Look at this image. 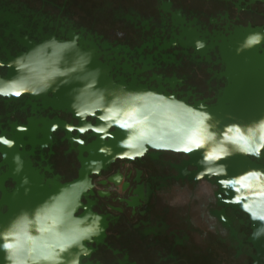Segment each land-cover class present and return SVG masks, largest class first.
Listing matches in <instances>:
<instances>
[{
	"label": "flooded vegetation",
	"instance_id": "1",
	"mask_svg": "<svg viewBox=\"0 0 264 264\" xmlns=\"http://www.w3.org/2000/svg\"><path fill=\"white\" fill-rule=\"evenodd\" d=\"M241 26L264 27V0H0V60H10L50 35L67 39L71 32H80L81 41L92 44L100 54L98 60L110 66L113 79L129 82L134 78L148 88L161 86L191 102L213 103L224 81L219 78L222 66L217 52L209 48L222 44V37ZM118 30L125 32L124 38L115 36ZM195 39H206L208 47L196 52ZM0 75L10 78L14 71L0 69ZM55 94L0 100V133L18 145L31 139L48 143L49 148L42 150L38 145L25 159L45 182L63 184L79 178L81 169L80 147L71 140L78 134L66 133L63 125L79 122ZM53 123L59 124L60 130L49 140ZM16 124H27L29 131L16 132ZM85 139L86 146L94 141L91 133ZM17 148L20 153L31 151L28 145ZM17 148L0 151L11 155ZM184 167L196 170L181 157L150 152L130 169H124L121 161L105 169V177L123 171L131 188L122 201L116 193L104 197L93 192L86 197L85 203L103 214L107 224L103 241L92 245L96 249L92 263L253 264L254 251L247 243L250 224L241 211L220 203L212 206L214 215L228 217L230 236L225 240L209 234L197 242L200 229L188 223L189 209H171L157 195L177 180L192 186V176L179 173ZM8 170L0 160V183ZM2 187L12 193L15 182L5 180ZM1 212L5 214L7 209Z\"/></svg>",
	"mask_w": 264,
	"mask_h": 264
},
{
	"label": "clouds",
	"instance_id": "2",
	"mask_svg": "<svg viewBox=\"0 0 264 264\" xmlns=\"http://www.w3.org/2000/svg\"><path fill=\"white\" fill-rule=\"evenodd\" d=\"M247 23H252L251 18ZM115 36L122 39L125 32L118 30ZM81 37L80 32H71L67 39L50 35L12 59L0 60V69L14 71L10 78L0 75V100L40 97L77 85L68 96L73 119L79 123L65 122L63 131L77 133L71 140L79 147L88 144L85 137L89 133L95 134L102 142L97 153L104 157L86 160L82 177L59 183L43 201L21 208L6 223H0L2 264H92L96 251L92 245L105 238L107 224L103 214L85 203L86 197L93 192L104 197L116 193L117 200H124L131 188L128 175L116 171L105 177L102 173L117 161L130 169L150 152L170 153L184 161L198 156L197 170L184 167L179 172L184 177L192 176V186L177 180L157 193L169 208L189 209L192 214L188 223L200 229L197 242L206 240L209 234L229 238L228 217L214 215L211 210L218 203L239 206L252 225L249 237L253 241L264 238V167L229 172V161L236 157L253 164L264 163V114L244 120L226 113L225 120L212 113L207 103L191 102L175 92L130 88L116 80L101 85L102 68L91 67L95 50L81 47ZM24 39L32 43L28 36ZM176 44L174 41L173 47ZM207 47L206 39L194 40L196 52ZM257 49L264 50V27L248 31L236 42L235 53ZM15 130L27 133L29 128L27 124H16ZM59 130V124H51L49 140ZM109 141H115L119 151ZM49 146L40 145L42 150ZM17 147L21 149L24 144L18 145L15 139L0 133V149L11 151ZM8 151H0V160L8 159ZM11 160L12 175L21 176L24 158L17 151ZM31 183L28 175L21 176L13 196L21 188L25 196L29 195Z\"/></svg>",
	"mask_w": 264,
	"mask_h": 264
},
{
	"label": "water",
	"instance_id": "3",
	"mask_svg": "<svg viewBox=\"0 0 264 264\" xmlns=\"http://www.w3.org/2000/svg\"><path fill=\"white\" fill-rule=\"evenodd\" d=\"M252 30L253 29L251 27H248L247 29L237 28L233 32L229 33L228 37L221 38L222 44L209 48L212 52L216 51V55L220 59L219 63L222 66V72L220 73L219 78L224 81V87L220 89L215 95L213 98V103H210V100L199 101L207 103L210 106L209 110L219 118L226 120V113H231L244 120H249L264 114V50L257 49L246 52L242 55H236L235 53L236 42L242 40L247 32ZM87 46H90L89 48L95 50L91 67L94 68L98 66L103 70V75L100 80L101 85L108 84L111 80H116L121 83L125 82L129 84L130 88H148L146 85L139 84L134 78L129 82L126 79L120 77L113 79L110 75V66L108 67L105 64H102L98 60L100 56V54L97 53L98 50L93 47L92 44L81 41V47L87 48ZM75 86L77 85L62 87L60 94H55V97H59L62 104L67 105V112L70 114H72L69 108L71 101L68 93L71 88ZM155 89L166 92V90L161 86ZM199 101L192 100V102ZM91 137L94 138V141L90 145L79 148V161L81 164L79 176L81 177L84 175V164L86 160L104 159V157L97 153V149L101 146L102 142L98 137L95 136V134L91 133ZM117 138H120L119 132H117ZM108 143H110L116 151H119V149L116 148L115 141H109ZM23 144L31 147V151L29 153H20L25 160V168L24 172L21 173V176L25 174L29 176L32 182L31 192L29 195L25 196L24 190L21 188L19 193L14 197L13 193H7L3 189L2 184L5 180L12 179L15 182V187H19L21 180V176L12 175L13 164L11 157L13 154L10 155L8 153V159L4 162L9 166V170L4 175L0 183V190L2 192V198L0 200V223H6L8 219L17 213L21 208H31L37 203L43 201L49 193L55 191L59 186V183L56 181L45 182L43 177L40 176L39 172L32 167L31 162L25 159L26 156L32 155L34 153L35 148L38 145H41V142L31 139L30 141ZM17 151L18 148L15 150V152ZM84 154H86V157H84ZM197 158L198 156L194 155L192 159L188 161V164L195 169ZM229 163L230 174H235L237 171L247 167H264V163L262 162H256L253 164L251 161L242 157H236L229 161ZM110 165L111 164H109L106 168H108ZM223 206L226 208L239 210V206L236 205ZM2 208L7 209L5 214L1 212ZM249 224L250 230L252 231V225L250 222ZM102 241L103 239L97 243V245ZM247 243L254 251V253L251 255L253 264L254 261H257L258 264H264V238L259 241H253L250 237H248ZM2 255L3 254L0 253V264H2Z\"/></svg>",
	"mask_w": 264,
	"mask_h": 264
}]
</instances>
